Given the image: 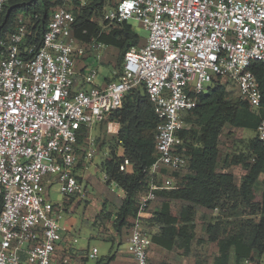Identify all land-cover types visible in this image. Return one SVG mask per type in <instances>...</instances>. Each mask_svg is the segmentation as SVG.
<instances>
[{"label":"built area","instance_id":"obj_1","mask_svg":"<svg viewBox=\"0 0 264 264\" xmlns=\"http://www.w3.org/2000/svg\"><path fill=\"white\" fill-rule=\"evenodd\" d=\"M104 20H136L149 34L125 51L119 77L103 87L93 83L107 45L77 40L74 14L65 6L51 13L39 41L27 39L22 17L0 38V264L68 262L56 258L58 243L64 235L76 239L60 225L65 207L50 200L51 187L68 201L82 198L81 176L97 152L93 126L121 109L128 91L142 86L158 118L155 160L143 170L146 192L124 237L131 264H148L153 242L144 224L157 191L173 186L165 172L187 167L179 149V131L190 127L185 112L215 79L231 81L252 111L261 105L250 66L264 67V0H116ZM86 55L95 63L84 77L91 86L76 91V65ZM105 126L115 135L120 127L113 120ZM256 133L264 143V119ZM118 166L126 172L131 162L124 157ZM97 253L93 247L87 257Z\"/></svg>","mask_w":264,"mask_h":264},{"label":"trees","instance_id":"obj_2","mask_svg":"<svg viewBox=\"0 0 264 264\" xmlns=\"http://www.w3.org/2000/svg\"><path fill=\"white\" fill-rule=\"evenodd\" d=\"M66 1L71 2L72 8L66 6ZM62 6L74 14L73 36L81 42L94 39L110 46L120 53V60L128 48L141 44L131 24H108L104 20L105 12L113 6L112 0H7L0 11V38L14 31L18 17H22L30 32L27 39L39 41L51 13ZM250 70L262 94L257 111H252L237 95L232 98L225 80L215 79L211 88L200 94L197 106L185 112L184 120L190 127L179 131L184 140L179 149L187 158L189 173L182 176L175 173L172 178L165 172L172 178L173 186L157 191L156 199L161 200V205L146 220L157 231L150 235L144 227L153 244L167 251L180 248L188 255L196 239L197 210L203 208L219 213L203 229L206 241L216 245L212 264H260L256 258L264 253V179L260 181L264 174V143L255 135L246 152L226 157L219 165L223 128L230 125L255 132L264 119V67L254 62ZM108 120L120 125L116 142L123 149V156L118 157L114 149L103 167L108 180L126 194L113 220L115 231L120 234L122 230L125 237L138 208L136 193L147 188L143 170L155 160L158 118L145 89L139 86L124 95L121 109L112 112L105 122ZM78 139L81 143L83 137ZM124 157L131 166L121 172L118 165ZM238 165L246 171L239 184L235 182V174L225 170ZM1 207L0 197V211ZM104 208L103 204L98 216L110 219ZM113 256L109 255L102 264H108Z\"/></svg>","mask_w":264,"mask_h":264},{"label":"rangeland","instance_id":"obj_3","mask_svg":"<svg viewBox=\"0 0 264 264\" xmlns=\"http://www.w3.org/2000/svg\"><path fill=\"white\" fill-rule=\"evenodd\" d=\"M116 0H112L114 4ZM67 3V1H66ZM69 8H72L71 2L66 4ZM129 24L132 25L133 29L139 34L141 38H147L148 32L145 30L138 21L129 20ZM143 39H140V43L143 44ZM105 50V49H104ZM106 57L105 62L101 58V64L98 66V73L96 75V83H100L104 80V77L108 76V71L113 74V78L117 79L122 67V61L120 60V53L114 48H108L104 52ZM88 86V85H87ZM227 90L230 91V96L235 98L237 95V87L233 85L231 81L226 83ZM89 88V86H88ZM103 123H96L93 126L92 133L96 137L97 152L94 159L89 164V169L82 173L81 179L83 180V185L85 186V192L80 198V196L72 197L68 201L57 191V185L54 184L51 187L49 193L50 200L52 202H63L65 211L61 215L59 220L64 233H69L76 239L73 242L74 248H97L98 260L105 261L108 255L115 252L117 244L119 241L124 240L123 232L118 234L113 227V220L117 213V210L125 199V191L116 185L115 182L108 179H102L104 171L103 163L106 159H109L117 151L118 157L123 156V149L119 147L116 142V135L107 132L106 126ZM257 135L256 131L245 130L241 128H236L230 125H226L220 136L219 150L220 158L219 165H222L223 160L233 154L246 152L249 140ZM81 146L82 143H81ZM235 167V166H233ZM241 166L238 165V168ZM78 171L81 170L80 167L77 168ZM235 173V181L237 184L240 182V172ZM178 174L180 176L188 174L189 170L187 167L180 169L178 171L169 172L170 177L173 174ZM264 179V174L260 176V181ZM146 192V188H141L136 193V199L138 200ZM46 196V195H45ZM66 203V204H65ZM103 204L105 205V210L110 213V219L103 218V216H98ZM161 205V200L156 199L151 205L150 211L153 213ZM196 219V239L193 241L191 251L188 255H184L183 250L180 248H174L171 251H166L153 246L150 250L148 257V264H212L213 256L216 252L215 243H210L206 241V235L203 231L205 225L215 219L219 214L217 211H209L207 209L200 208L197 210ZM234 218L235 216L232 215ZM230 217V222L232 221ZM229 221V220H228ZM146 231L151 235L157 231L155 226H150L146 221L144 224ZM126 247V242L122 241L120 245ZM124 245V246H123ZM87 264H96V261L89 259ZM253 264V262H251Z\"/></svg>","mask_w":264,"mask_h":264},{"label":"crops","instance_id":"obj_4","mask_svg":"<svg viewBox=\"0 0 264 264\" xmlns=\"http://www.w3.org/2000/svg\"><path fill=\"white\" fill-rule=\"evenodd\" d=\"M140 39L142 40L143 38L140 37ZM143 41L145 43L146 38H144ZM108 48H110V46H106L105 50H103V54H102L103 61H101L103 63L105 62V59H106L104 52H106V50ZM101 62H100V64H101ZM92 64H95V63H94L92 57H90L89 55H86L84 58L80 59L77 62V65H76V71L77 72L75 75L74 90H76V91L86 90V89H88V86L89 87L91 86V85L86 84L84 82V77H85L90 65H92ZM108 74L109 75L104 77V80L102 82L96 83V81H94L93 84L95 86H98V87H103L107 83H110V82L117 80V79L113 78V74H111L110 71H108ZM236 169H238L237 172L241 171L240 175H244L246 173V171L244 169H242L241 167L238 168V166L230 167V168L225 169V170L232 171L235 174ZM197 221H198V219H196L195 222L197 223ZM71 237H73V236H71ZM124 240H122V241H124ZM122 241L120 240L119 241L120 243L117 244V248H116L115 252L113 253V255H114L113 259L108 264H131V256L128 253L127 249H125V247H122V245L118 246L121 244ZM72 245H73V243H72V240H70V237H68V235H64L62 240L58 243L56 258L58 260H63V258H66L68 260V262L65 264H87V261H88L87 256H88V253L91 251V249L90 248H87V249L74 248ZM153 246H157V245H155V244L151 245L149 252H148V257H149L150 250ZM157 247L160 249H163L159 246H157ZM163 250H165V249H163ZM216 253L217 252H215V254ZM107 257H109V255ZM107 257L105 258V260L107 259ZM98 258H99V256L94 259L96 261V264H97V262L102 264L104 261H100V260H98ZM256 259L260 264H264V253L261 256L257 257Z\"/></svg>","mask_w":264,"mask_h":264},{"label":"clouds","instance_id":"obj_5","mask_svg":"<svg viewBox=\"0 0 264 264\" xmlns=\"http://www.w3.org/2000/svg\"><path fill=\"white\" fill-rule=\"evenodd\" d=\"M257 136V135H256Z\"/></svg>","mask_w":264,"mask_h":264}]
</instances>
